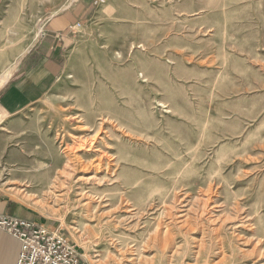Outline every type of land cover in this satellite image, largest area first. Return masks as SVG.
Segmentation results:
<instances>
[{"label": "rangeland", "instance_id": "rangeland-1", "mask_svg": "<svg viewBox=\"0 0 264 264\" xmlns=\"http://www.w3.org/2000/svg\"><path fill=\"white\" fill-rule=\"evenodd\" d=\"M64 8L55 82L0 124V195L87 264H264V0H0V87ZM158 224L163 255L137 236Z\"/></svg>", "mask_w": 264, "mask_h": 264}, {"label": "crops", "instance_id": "crops-1", "mask_svg": "<svg viewBox=\"0 0 264 264\" xmlns=\"http://www.w3.org/2000/svg\"><path fill=\"white\" fill-rule=\"evenodd\" d=\"M73 12L70 8H64L51 14L45 32L24 54L13 77L0 87V124L39 100L55 82L64 65L69 28L78 19ZM21 206L14 199L0 195V213L15 214L38 222L35 213ZM19 250V240L0 229V264H15Z\"/></svg>", "mask_w": 264, "mask_h": 264}, {"label": "built area", "instance_id": "built-area-1", "mask_svg": "<svg viewBox=\"0 0 264 264\" xmlns=\"http://www.w3.org/2000/svg\"><path fill=\"white\" fill-rule=\"evenodd\" d=\"M0 229L20 242L15 264H87L60 228L0 213Z\"/></svg>", "mask_w": 264, "mask_h": 264}, {"label": "bare ground", "instance_id": "bare-ground-1", "mask_svg": "<svg viewBox=\"0 0 264 264\" xmlns=\"http://www.w3.org/2000/svg\"><path fill=\"white\" fill-rule=\"evenodd\" d=\"M106 119H109V118H106ZM99 124V123H98ZM86 127V126H85ZM101 127V126H100ZM82 128V127H81ZM87 128V127H86ZM85 128H83L82 130H84ZM100 129V128H99ZM95 132H97V131H95ZM95 139H97V138H92V139H90V140H88L87 139V137L86 138H84V139H80V142L78 143V147L79 148H81V150H82V148H84L85 149V147L87 146V151H89V150H91V149H93V148H91L92 147V145L96 142L95 141ZM100 139V138H99ZM105 144V143H104ZM94 146V145H93ZM74 147V146H73ZM79 148H75V149H79ZM72 149V148H71ZM70 149V150H71ZM96 152L98 151L97 149L95 150ZM98 157H96V161H97V164H99L98 166L100 167V163H101V161L103 160V158H105L106 156H105V154H103L102 153V151H101V154H96ZM78 158V157H77ZM76 157H75V159H74V157H70V156H67V159L64 161V166L62 165V171H61V173H60V171H59V177H62L63 179H64V181H66L67 183H68V186H69V188L71 187L70 185H73L72 184V180H73V176H74V173H75V171H76V169H77V167L79 168V167H81V163H79V162H77V159ZM72 159H74V160H76V161H74V162H72L73 160ZM110 160H113L114 159V157H110L109 158ZM58 160H59V162L61 163V159L60 158H58ZM80 161V160H79ZM115 161V160H114ZM111 162V161H110ZM58 162L55 160V158L51 161V164H53V167H58L60 164H57ZM109 163V162H108ZM108 163H106V164H108ZM97 166V167H98ZM96 167V166H95ZM98 167V168H99ZM107 168H109V166L107 167ZM91 170V169H90ZM109 170V169H108ZM58 177V176H57ZM91 177L92 176H90V177H87L89 180L91 179ZM87 179V180H88ZM53 180H55V179H53ZM83 180V179H82ZM86 180V181H87ZM92 181H93V179H92ZM98 182H100V181H98ZM53 183V182H52ZM84 188H80V190L79 191H81V193H80V196L81 197H86V198H88L89 197V195L91 194V192H90V190H83ZM89 205H90V201H88L87 202V205L85 206L86 207V211H88V210H91L90 209V207H89ZM127 208V207H126ZM125 210V209H124ZM126 211V210H125ZM129 212V211H128ZM132 217H133V214L132 215H128L126 218H123V221H125V220H130V219H132ZM170 217V216H169ZM136 218V217H135ZM184 218V217H183ZM120 219H122V218H120ZM181 219V218H180ZM119 220V219H118ZM179 221H181V220H179ZM184 221V219H182V222ZM107 222V221H106ZM120 221H118V223H119ZM124 223H126V221L124 222ZM181 223V222H180ZM184 223V222H183ZM185 223H187V222H185ZM184 223V224H185ZM184 224L182 225V226H184ZM185 225H187V224H185ZM188 226V225H187ZM179 228V230L182 228V227H178ZM138 228H137V224H134V225H132V227H130V229H128L127 231L129 232V233H133V232H135L136 230H137ZM171 229L172 228H169L167 225H166V227L164 226V227H161L159 224L158 225H156L155 227H153V229L152 230H150V232H147L146 234H144V233H142V232H139L138 234H137V236L139 237V238H141V240H140V247L142 248V249H148L149 247H155L162 255L166 252V249H168L169 247L171 248V246H170V244L171 243H173L172 241L174 240V236H172L171 235ZM125 231V230H124ZM125 234V233H124ZM127 235V234H126ZM118 236L117 237V240L118 241H123V242H127V240H130L131 241V243H133V241H136L135 239H134V237L133 238H131V237H129V235H127V236ZM127 243H124V245H126ZM127 246V245H126ZM133 246V245H132ZM126 248V247H125ZM172 248L173 249H175L174 250V254L175 255H178L179 253H180V248L181 247H179L178 245L177 246H175V242H174V244H172ZM124 250V249H123ZM140 250V249H139ZM194 250V249H193Z\"/></svg>", "mask_w": 264, "mask_h": 264}]
</instances>
